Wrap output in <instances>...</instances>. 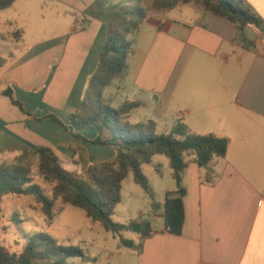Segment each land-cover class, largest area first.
<instances>
[{
  "label": "crops",
  "instance_id": "1",
  "mask_svg": "<svg viewBox=\"0 0 264 264\" xmlns=\"http://www.w3.org/2000/svg\"><path fill=\"white\" fill-rule=\"evenodd\" d=\"M36 1L16 0L0 10V29L9 27L0 39L19 51L1 65L12 49L0 48V83L12 88L30 114L0 96V163L7 158L18 161L34 147H47L67 166L76 160L77 148L107 147L74 137L50 118L68 124L69 114L79 108L105 32L100 23L83 15L92 0H53L64 7L73 3L81 13L69 27L71 34L47 35L24 46L30 22L33 30H48L41 25L43 18L32 20L27 12L26 5ZM240 1L264 21V0ZM191 3L183 4L192 8L185 20L168 13L183 11L179 5L146 14L138 31L129 35L132 53L126 71L114 89L107 91V86L103 93L108 92L111 101L120 96L118 107L141 103L126 115L130 123L154 121L142 118L146 112L156 120L180 119L197 134H204L197 131L201 129L205 135L226 138L227 153L205 168L190 162L185 169L180 235L166 230L163 199L154 206L152 235L138 249L119 243L102 250L104 256L94 259L98 264H264V37L258 29L253 38L247 37V26L238 31L229 20ZM11 10L14 17L9 16ZM10 27L23 34L11 36ZM133 113L144 121H129ZM78 134L93 140L98 131ZM101 138L109 139L110 133L104 130ZM99 157L103 156L89 159ZM171 189L169 184L165 192Z\"/></svg>",
  "mask_w": 264,
  "mask_h": 264
},
{
  "label": "trees",
  "instance_id": "2",
  "mask_svg": "<svg viewBox=\"0 0 264 264\" xmlns=\"http://www.w3.org/2000/svg\"><path fill=\"white\" fill-rule=\"evenodd\" d=\"M15 1L0 0V10L9 8ZM133 1L139 0H94L98 7L106 4L112 7L107 14L103 11L92 14L103 21L106 27L97 67L88 80L79 108L69 114L68 124H63L50 115L54 122L74 137L91 144L113 147V159L97 164L90 163L84 158L85 149L80 148V160L86 174V178L82 179L65 168L51 149L34 147L26 154L36 157L37 176L50 186L49 195L32 184L31 170L25 166L0 165V185L5 189L4 196L32 197L48 223L52 222L61 209L60 207L56 210L58 204H69L83 209L89 218L117 237L122 246L138 249L141 242L153 233L150 221L140 219L119 223L111 219L121 201L122 181L127 173L131 172L134 182L153 198L148 181L141 172V165L150 163L155 155H164L167 158L174 188L165 192L163 219L170 233L180 235L185 220V190L182 186L185 169L190 162L205 168L215 158L225 157L228 143L226 138L216 134L195 133L180 119L170 132L157 133L154 121L133 124L126 120V115L141 103L125 102L116 108L103 99L104 89L127 69V58L132 53V46L126 36L135 34L146 17L145 10L137 4L132 5ZM190 1L183 0V3ZM176 2L161 0L159 5L162 9H168L175 7ZM202 6L213 15L235 24L238 31L246 26H253L264 37V21L246 3L240 0H202ZM16 32L21 34V31ZM245 43L248 46L251 41ZM1 95L8 97L21 112L30 115L23 104L14 98L12 88L7 87ZM88 129L98 131L95 139L87 140L78 134V131ZM104 130L110 133L109 139L102 140ZM1 202L2 199L0 204ZM11 220L17 225L22 224V220L16 215H12ZM123 232L135 233L137 242L123 238ZM50 258H55L51 264H76L69 263V259L84 260L85 255L80 247L60 244L53 237L40 233L27 237L21 252L10 264H32L34 259Z\"/></svg>",
  "mask_w": 264,
  "mask_h": 264
},
{
  "label": "rangeland",
  "instance_id": "3",
  "mask_svg": "<svg viewBox=\"0 0 264 264\" xmlns=\"http://www.w3.org/2000/svg\"><path fill=\"white\" fill-rule=\"evenodd\" d=\"M73 1L74 0H72V2ZM176 1V5H179L178 9L183 7L182 9L184 10L181 12L168 11V13H170V15L175 18L185 20L187 13H190L192 8L183 6V0ZM160 2L161 0H139L138 2L133 1L131 4L139 5L145 10L146 14L150 13L151 15L162 11L159 10L162 9L159 5ZM190 2H192L194 5H199L200 7L202 6V0H191ZM74 6L75 5L72 3L70 6L64 7L61 3L53 0H37L31 4L28 3L26 5V9L27 12L29 11L32 13L31 19L36 20V18H43V20L40 21L42 22L41 25L45 27V30H48L47 33L33 30L35 24L30 22L27 25L25 31L26 34L24 33V46L30 45L37 39L41 40L47 35H50L49 37H53L58 34L70 35V25L74 24V21H76V19L81 16V13L76 11ZM111 10L112 7L110 4L98 7L94 4V0H92L89 6L84 10L83 15H85L87 18L94 19L97 21V23H100L103 26L105 32V23L99 19H96L92 14L99 11H103L105 14H107L111 12ZM15 15L16 14L13 12V10L9 12V16L14 17ZM17 20L22 22L23 19L19 18ZM20 29L23 28L19 27L18 30ZM5 30H9V27L3 26L0 29V33L4 32ZM10 30H14V33L12 32L13 34L11 35L13 36L16 34L17 28L10 27ZM254 31L257 33L258 30L254 27L247 26V28L244 30V34L247 37L253 38ZM129 35L131 36V34ZM129 35L126 36L127 40L130 39ZM6 45L9 46L6 47ZM0 48L12 49L11 54L5 53V56L2 58L1 65L10 62L12 56H16L19 53V51L12 46L11 42L3 43L1 39ZM117 79L118 78H115L113 80L114 82H111L113 84L108 85L109 88H107V91H109V89L115 88V85L118 81ZM3 89L4 87L0 83V93ZM107 93L108 92L103 93V99L109 101L110 99ZM120 101L121 97L118 96L114 98V101L111 102L114 107H118ZM143 116L144 117L142 118L144 119L150 118L156 121L157 133H168L176 124L174 119L166 118L168 119L166 121H162L161 119L156 120L154 119L153 113L151 112H146ZM129 121L138 122L144 120L140 118L139 114L133 113L130 116ZM197 131L205 134V131H202L201 129ZM93 147L96 148V146H90L89 150H85L86 153L84 154V158L90 163L97 164L99 162L110 161L113 159L115 154L113 147L99 146L97 147L98 151ZM79 149H76V160L73 162H67V166H65V168L79 175L82 179H85L86 174L85 170L83 169L84 164L80 160ZM97 155L103 157H99L93 161H90V156L93 157ZM187 158H191V156H187ZM62 163L63 165L66 164L64 162ZM86 164L88 163H85V165ZM0 165L29 167L33 177L32 184L39 186L46 192V194L49 195L50 186L44 183L37 176L36 157L32 154H26L23 158L15 162H11V160L7 158L1 162ZM141 172L148 181L153 198H151L145 190H143L138 184L134 182L132 173L128 172L122 181L121 201L116 206L111 217L114 222L124 223L129 220L140 219L153 221L154 202H163L165 189L169 184L174 188V182L171 178L169 163L164 155L153 156L150 163L141 165ZM4 193L5 189L3 193H0V199H2L0 204V264H10L12 261H14L17 258V255L21 252L23 244L27 241V237L34 234L44 233L56 239L60 244L80 247L84 252L85 259L82 260L81 258H71L68 261L69 263L76 264H98L97 261H94V259H96V257L99 255H101V258L104 256L105 253H103L102 250L113 249L119 244V239L117 237L113 236L112 233L105 231L98 222H95L89 218L85 211L81 208L69 204H58L56 210L60 209V207L61 209L54 217L52 222L48 223L44 215L37 209L32 197L4 196ZM12 215H16L17 218H20L22 220V224L17 225L15 221H12ZM122 236L127 240H136V234L132 232H123ZM54 259L55 258L44 260L34 259L32 264H51Z\"/></svg>",
  "mask_w": 264,
  "mask_h": 264
},
{
  "label": "built area",
  "instance_id": "4",
  "mask_svg": "<svg viewBox=\"0 0 264 264\" xmlns=\"http://www.w3.org/2000/svg\"><path fill=\"white\" fill-rule=\"evenodd\" d=\"M167 230V229H166ZM168 231V230H167Z\"/></svg>",
  "mask_w": 264,
  "mask_h": 264
}]
</instances>
